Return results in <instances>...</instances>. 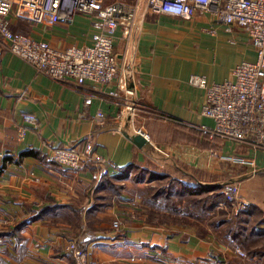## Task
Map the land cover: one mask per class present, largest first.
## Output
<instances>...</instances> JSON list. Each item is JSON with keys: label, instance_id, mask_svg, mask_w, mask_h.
Returning <instances> with one entry per match:
<instances>
[{"label": "crops", "instance_id": "1", "mask_svg": "<svg viewBox=\"0 0 264 264\" xmlns=\"http://www.w3.org/2000/svg\"><path fill=\"white\" fill-rule=\"evenodd\" d=\"M11 28L59 47L88 44L95 30L89 14L47 24L22 4L13 7ZM113 52L133 72L129 85L141 106L137 121L151 147H139L117 129L123 100L110 93L112 85L59 82L14 54L0 34V160L12 158L0 171V216L10 218L13 230L0 231V264H76L66 250L71 238L88 251L91 264H264L263 254H250L240 243L238 227L244 225L222 189L212 210L199 211L188 200L206 194L196 186L235 181L246 234H264V151L255 171L223 159L249 151L202 130L213 120L201 113L204 89L190 82L192 74L216 82L232 78L236 64L255 58L249 36L236 25L227 29L212 11L183 18L150 12L140 3L129 31L119 26ZM27 112L35 114L34 123L24 120ZM87 139L107 158L109 174L94 165L75 174L51 159L53 147ZM162 174L177 180L170 190L174 202L145 201L143 189L157 187ZM182 186L185 192L193 187V194L176 203ZM117 216L121 232L111 227Z\"/></svg>", "mask_w": 264, "mask_h": 264}, {"label": "built area", "instance_id": "2", "mask_svg": "<svg viewBox=\"0 0 264 264\" xmlns=\"http://www.w3.org/2000/svg\"><path fill=\"white\" fill-rule=\"evenodd\" d=\"M15 4L39 12L42 21L47 24L70 20L77 12L89 14L95 26L91 42L59 47L48 40L15 31L11 28V13ZM145 8L150 12L183 18L212 11L227 29L236 25L249 36L255 58L236 64L232 78L216 82L209 81L205 75L192 74L190 82L204 89L201 113L213 120L212 126L202 124V130L211 138L219 137L249 151L248 155L221 157L251 166L255 171L257 154L264 151V0H145ZM138 9V1L131 3L125 0H0V34L14 54L59 82L74 79L78 85L87 81L112 85L110 93L119 102L123 100L117 129L133 128L152 142L144 124L137 121L141 106L134 99V87L129 85L133 72L131 68L122 67L113 52L119 26L123 24L129 31L135 23ZM24 120L34 123L36 116L27 112ZM158 150L165 153L159 147ZM51 159L75 174L83 171L88 164L98 167L101 174L110 173L107 158L95 153L91 139H87L83 145L73 143L55 146L51 149ZM221 184L222 192L228 197L233 209H240L244 201L239 185L231 180ZM121 227V220L115 218L113 228L119 230ZM66 250L72 253L77 264H89L87 250L81 247L77 239H69ZM236 252L240 256L247 255L240 247L236 248Z\"/></svg>", "mask_w": 264, "mask_h": 264}, {"label": "trees", "instance_id": "3", "mask_svg": "<svg viewBox=\"0 0 264 264\" xmlns=\"http://www.w3.org/2000/svg\"><path fill=\"white\" fill-rule=\"evenodd\" d=\"M11 161H12V158L10 156H3V158H1V160H0V171H3L6 168L7 164ZM88 166H93V165L88 164ZM161 177L163 180L159 182L157 187L148 186V187L143 189V193L145 192V194L143 195V199L145 201L149 200L150 202H153L154 200L155 201L156 200H160V201L162 200V201H165L166 203L169 204V202H171L175 199V197L172 196V194L170 193V190L176 185L177 180L175 178L169 177L168 174H162ZM103 182H106V184L112 185L110 178L103 179ZM195 188H196L197 192L199 193V195L201 192H206V194L201 198H199V196H195V195L188 197V200L191 201V203H192V207L198 208L199 211H202L201 208L204 209L203 210L204 212L206 210H212L213 208H215L217 206V204L221 201V198L223 197V195H221V187H219V186H208V187L207 186H196ZM182 189H183V186L181 187V190L179 193L180 198H179V200H176V203H177V201L182 200L183 196L186 193L193 194V192H191V189L192 190L194 189L193 187L190 188V190L188 188V190H186V192L182 191ZM224 199L226 200V197H224ZM63 207L66 208V206H63ZM170 209H172V207H170ZM73 213L75 214V216L80 218L81 213H83V212L75 211ZM155 214L160 215V218H162V220H164V221L170 220L168 215L158 214V212H156ZM155 214L152 210L150 211V215H155ZM236 217H238L239 224L241 222V224L243 223V225H244V227H242L240 225L238 227V229L242 230L240 233L242 235H244L243 237H241L240 243H242L244 246L247 247L248 252L250 254H260V255L263 254L264 255V251H262L261 249H258L256 246H253V244H255L256 241L258 240L256 237L257 235L254 234V231L252 230L250 233L246 234V232H245L246 222L242 221V219H239L240 212L236 215ZM78 229L81 230V233H79V234L82 235L84 233V229H86V227L82 226ZM12 232H13V230L10 229L9 234L12 235L13 234ZM252 241L255 243H252V245H251L250 242H252ZM69 253L73 257L72 253L71 252H69Z\"/></svg>", "mask_w": 264, "mask_h": 264}, {"label": "rangeland", "instance_id": "4", "mask_svg": "<svg viewBox=\"0 0 264 264\" xmlns=\"http://www.w3.org/2000/svg\"><path fill=\"white\" fill-rule=\"evenodd\" d=\"M110 1H114V0H102V2H110ZM125 1H127V2H131V3H134V2H137L138 1V3H139V7H140V3L143 5H145V0H125ZM166 152V151H165ZM164 154H166V153H164ZM167 154L169 155V152H167ZM167 154H166V156H167ZM167 168V167H166ZM257 168H258V166H257ZM168 171H172L173 169L172 168H170V169H167ZM212 177V176H211ZM228 181V180H227ZM222 184H221V181H220V183H219V185H216V186H219V187H221V189H222V186H221ZM226 198H227V204L229 203L230 204V202H229V199H228V197L227 196H225ZM181 202H183L184 200L182 199V200H180ZM169 204H171V202H169ZM231 205V204H230ZM232 206V205H231ZM233 207V206H232ZM231 207V208H232ZM241 209H242V207H241ZM228 210H230V208H228ZM232 210V209H231ZM235 213H234V215H237L239 212H240V209H238V210H236V211H234ZM115 218H118L119 220H121L122 221V219L120 218V217H115ZM114 218V219H115ZM0 219H3V221H1L0 222V231H8V230H10V218L8 219V218H6V217H2V216H0ZM114 219L111 221V227L113 228V221H114ZM121 224H123V221H122V223ZM114 229V228H113ZM118 231H122V227H121V229H119V230H117V232ZM70 237H75V234H72V235H70ZM71 239H74V238H71ZM257 241H256V243L255 242H250V244L252 245V243H255V244H253V246H258V249H261L262 251H264V234L262 235H259L258 237H257ZM83 248V247H82ZM84 249V248H83ZM87 253H88V251H87ZM238 254V253H237ZM246 254L248 255V253L246 252ZM239 255V254H238ZM247 255L246 256H241V257H247ZM240 256V255H239ZM74 258V257H73ZM88 259H89V255H88ZM132 259H134V258H132ZM74 261H75V259H74ZM76 262V261H75ZM221 262V261H220ZM226 262V261H225ZM88 263L89 264H91V262H90V260H88ZM77 264V263H76Z\"/></svg>", "mask_w": 264, "mask_h": 264}, {"label": "water", "instance_id": "5", "mask_svg": "<svg viewBox=\"0 0 264 264\" xmlns=\"http://www.w3.org/2000/svg\"><path fill=\"white\" fill-rule=\"evenodd\" d=\"M128 138H130L135 144L139 147H151L153 146L152 142H150L145 136L137 132L129 131L127 127H121V130ZM208 186H216L215 183H207Z\"/></svg>", "mask_w": 264, "mask_h": 264}]
</instances>
